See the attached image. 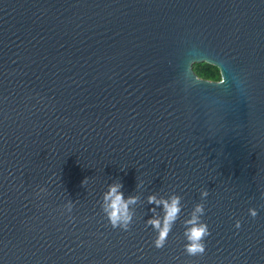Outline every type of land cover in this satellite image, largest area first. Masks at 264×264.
Listing matches in <instances>:
<instances>
[{
    "label": "water",
    "instance_id": "obj_1",
    "mask_svg": "<svg viewBox=\"0 0 264 264\" xmlns=\"http://www.w3.org/2000/svg\"><path fill=\"white\" fill-rule=\"evenodd\" d=\"M118 181L129 231L100 206ZM173 193L158 249L147 198ZM0 264H264V0H0Z\"/></svg>",
    "mask_w": 264,
    "mask_h": 264
},
{
    "label": "clouds",
    "instance_id": "obj_2",
    "mask_svg": "<svg viewBox=\"0 0 264 264\" xmlns=\"http://www.w3.org/2000/svg\"><path fill=\"white\" fill-rule=\"evenodd\" d=\"M221 68V67H220ZM219 69H217L219 78ZM226 78L223 74V79H220V84H225ZM237 87L239 83L237 82ZM87 179L83 182L86 183ZM139 187V185H137ZM123 184L121 182H113L108 185V189L103 193L101 209L108 220V223L113 229H121L129 231L134 222L136 215L135 206L141 202L139 195H130L125 197L122 191ZM44 188L40 189V193L46 192ZM210 195L208 189L201 192V200H205ZM183 197L173 193L167 198L158 196L157 194L149 195L147 198L148 204L155 205L150 211L153 216L147 220V225L151 226L157 233L154 239V246L158 249L163 248L172 232L176 222L180 219L184 205L182 204ZM162 206V211L157 212V208ZM68 212H71L74 204L69 201L65 206ZM205 204L197 203L190 213V218L183 221L184 236L186 243L184 249L187 255L195 257L202 256L207 250L206 239L211 235V230L207 222L203 220L205 215ZM249 214L252 218H256L259 214L258 209L250 208ZM237 229L242 227L240 220L236 221Z\"/></svg>",
    "mask_w": 264,
    "mask_h": 264
},
{
    "label": "trees",
    "instance_id": "obj_3",
    "mask_svg": "<svg viewBox=\"0 0 264 264\" xmlns=\"http://www.w3.org/2000/svg\"><path fill=\"white\" fill-rule=\"evenodd\" d=\"M217 69H218L217 67L207 64V63L194 65V71L197 74V76L202 79L210 80V81L220 80L221 78L220 71H219V78H218Z\"/></svg>",
    "mask_w": 264,
    "mask_h": 264
},
{
    "label": "flooded vegetation",
    "instance_id": "obj_4",
    "mask_svg": "<svg viewBox=\"0 0 264 264\" xmlns=\"http://www.w3.org/2000/svg\"><path fill=\"white\" fill-rule=\"evenodd\" d=\"M220 76H221V74H220ZM220 79H221V78H220ZM218 82H220V80H219Z\"/></svg>",
    "mask_w": 264,
    "mask_h": 264
}]
</instances>
